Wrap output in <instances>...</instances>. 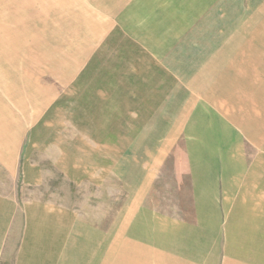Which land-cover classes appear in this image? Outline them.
Wrapping results in <instances>:
<instances>
[{"label": "rangeland", "instance_id": "obj_1", "mask_svg": "<svg viewBox=\"0 0 264 264\" xmlns=\"http://www.w3.org/2000/svg\"><path fill=\"white\" fill-rule=\"evenodd\" d=\"M79 1L75 10L88 3L89 14L74 22L78 28H47L41 18L14 38L16 51L23 41L47 50L61 43V59L0 61V138L9 141L1 133H15L5 124L14 120L24 139L16 181L0 174V192L109 226L111 264H151L167 248V231L182 228L221 230L223 245L263 244L264 147L224 113V83L234 87L233 68L264 75V47L255 38L248 45L246 29L231 34V0H218L226 11L216 0ZM231 130L239 162L224 151L230 143L222 137ZM192 142L219 155L193 157ZM199 160L206 175L217 166L215 206L210 196L196 203L191 172ZM125 227L140 239L151 229L165 232L159 248L140 244L124 255L116 242ZM177 235L189 243L185 233Z\"/></svg>", "mask_w": 264, "mask_h": 264}, {"label": "crops", "instance_id": "obj_2", "mask_svg": "<svg viewBox=\"0 0 264 264\" xmlns=\"http://www.w3.org/2000/svg\"><path fill=\"white\" fill-rule=\"evenodd\" d=\"M195 1L198 4L204 3L202 0ZM79 3L83 4L79 0H0V61L61 59L59 54L62 50L56 48V45L61 43L51 42L53 45L47 50L45 44L41 47L40 44H33L34 46L30 47L26 41H23L22 48L16 51L14 38L18 29L25 32L32 28L30 22H37L41 18L44 20L43 23L47 24V28L56 24L63 28L71 25L78 28L74 22L80 21V15L87 18L89 14L88 3L84 4L87 7L82 11L75 10V6ZM90 5L93 4L90 2ZM216 5L226 11L218 0ZM229 12L232 14L231 34L234 31L242 32V29H246L249 36L248 45L250 40L255 38L264 47V0H231ZM243 13L247 14L246 19L240 20ZM246 20L247 24L244 23ZM255 30H258L257 34ZM46 50L53 56L48 57ZM27 53L28 57H22ZM16 54L22 55L16 56ZM231 76L234 87L224 83L227 91L230 92L226 94L230 96V106L224 108V113L230 114L234 126H240L257 144L262 141V147H264L262 108L264 75L257 72L244 75L243 71H236L233 68ZM5 124L14 125L8 130L15 133L9 132L8 135L1 133L4 137H9V141L0 138V174L15 183L20 160L18 151L22 148L24 139L20 133L22 129L16 127L17 122L13 120ZM4 130L7 131L5 128ZM199 131L205 134L211 132L205 127H200ZM199 137L204 139L202 136ZM236 139L237 131L231 130L230 135L222 137L224 143H230L225 150H222L226 151L228 157H234L239 162L242 155L238 156V149L235 147ZM215 140L219 144L220 139ZM231 142H234V146ZM202 145L203 142L197 144L192 142L188 147L190 155L201 156V158L219 155L216 152L219 151L218 148L207 153L209 149L203 148L205 144ZM235 166L238 165L235 164ZM193 167L191 174L194 180L196 203L200 205L202 200L210 196L213 199V205H217L214 201L219 195L220 188V177L216 175L218 174L217 166L210 164L208 175L205 174V166L201 164V160L196 161ZM218 171L227 170L221 168ZM29 173L30 170L27 172V177ZM245 178L247 179V176ZM25 181L27 184H37L27 179ZM111 232L109 226L101 229L85 219L78 211L40 199H26L20 202L14 192H0V264H111ZM163 232L165 230L151 229L147 231L148 238L140 239L137 229L125 227L118 231L117 242L116 240L113 242H116L117 247L123 250L124 255H127L133 246L140 244L149 247L157 244L158 247L160 237L164 236ZM179 233H185L184 236L189 240L188 244L186 240L179 239L182 237L177 235ZM166 236V250L161 249L162 251L154 253L155 260L162 257L161 261L153 259L151 264H264V240L263 244L253 245L234 243L230 240L223 245L222 232L216 229L182 228L168 230ZM190 237L194 239L191 241Z\"/></svg>", "mask_w": 264, "mask_h": 264}]
</instances>
